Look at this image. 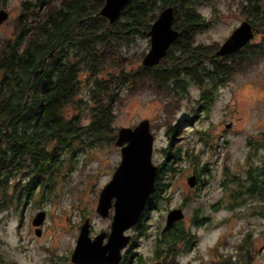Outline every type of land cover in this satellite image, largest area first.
Masks as SVG:
<instances>
[{"label":"rangeland","instance_id":"1","mask_svg":"<svg viewBox=\"0 0 264 264\" xmlns=\"http://www.w3.org/2000/svg\"><path fill=\"white\" fill-rule=\"evenodd\" d=\"M6 2L11 19L0 27V44L11 37L15 24H18L16 20L24 13L21 9L24 0ZM243 2L244 0H207L200 3L197 10L207 21V26L196 30L193 41L207 44L217 42V45H220L233 31L234 25L245 17L243 15L246 13L242 10ZM262 4L264 5V2ZM260 37L259 33L252 38V45L259 41ZM148 41V36L144 34L128 43L127 51L132 56L130 69L141 65L143 56L139 61H135L134 55L141 51H144L143 55L146 54L149 48ZM239 55L251 57L254 51ZM233 56L234 53L229 58L232 59ZM251 58L250 62L242 64L243 67L238 66L234 69L229 79L213 91L207 114L197 109L200 89L190 79H187L189 83L184 85L183 90L175 89L178 90L179 96L178 93L172 94L171 90L168 91L171 92L169 95L165 94L167 91L164 93L155 91L146 80L132 92L128 91L125 83L118 86L119 90L115 95L117 97L112 104L114 111L112 122L116 132L121 126H132L138 123V120L147 118L150 133L153 135L150 159L155 165L163 163L167 167H173L172 170H166L167 173L164 172L165 174L157 181L160 183L157 184L158 195L153 197L150 207L146 210L148 217L142 223L144 235L136 239V263L152 264L151 245L157 242L158 232L165 228L168 208L172 209L178 203H183L184 216L180 223L184 228L185 237L178 244L171 246L186 247L188 242H192L193 248L189 255H177L178 262L197 264L200 261L203 264H212L210 259L214 257L208 252L209 247L213 246L211 239L215 237V240L220 242L231 241L237 236V232L246 229L251 231L253 242L254 239L264 242L263 217L252 216L249 211L243 220L222 221L226 213L218 210L213 212L209 208L208 203L219 193L213 197L205 195L184 201L181 197L192 188L187 184V178L194 168L193 163L185 156L186 151L200 158L199 162L208 163L207 173L198 170L208 180L205 182L204 192L206 189L219 188L218 181L224 174V166L228 172L242 173L244 167L250 163L254 165L262 162L264 138L260 137L259 130L264 128V55ZM85 121L86 117L81 123ZM175 121L176 123L180 121L181 124L173 134L167 133L169 124ZM227 122H231L229 128H225ZM195 130H200L203 136L204 133H208L207 136L210 137L208 142L205 143ZM170 138L171 147L167 145ZM248 139L250 141L247 142ZM259 139L263 140L261 145L257 143ZM75 146L73 165L66 162L63 171L61 170L64 173L54 179L55 188L48 199L37 194L30 205L26 203L22 205L15 200L16 192L21 187L7 184L5 190H2L4 193L1 195L7 198V201L5 200L2 203L3 207L0 208L1 264H43L44 248L57 255V264H66L69 252L75 246L79 226L83 223L79 213L84 208L93 207V211L87 212L93 235L101 231H110L111 221L96 213L95 208L102 186L108 182L111 172L119 162L120 149L113 142L96 146L80 145L75 142ZM176 148L179 152L178 159L173 158L175 156L173 153L165 159L167 153ZM41 206L47 213L44 214V221L39 227L41 233L36 236L31 229V219L36 209ZM203 216L211 218L202 219ZM159 246L162 247V244ZM197 253L200 254L198 261ZM256 262L264 264V250L263 255L256 258ZM67 264L71 262L67 261Z\"/></svg>","mask_w":264,"mask_h":264},{"label":"trees","instance_id":"2","mask_svg":"<svg viewBox=\"0 0 264 264\" xmlns=\"http://www.w3.org/2000/svg\"><path fill=\"white\" fill-rule=\"evenodd\" d=\"M204 1L207 0H128L117 19L110 24L97 15L103 0H55L52 5L46 3L45 25L39 28L36 38H51L47 20L53 14V34L56 40L65 42L62 45L65 49L61 46L55 58L58 75L54 89L50 86L52 60L47 56L50 45L40 46L38 53L32 47H25L27 51L24 52L0 51V208L7 201L1 195L4 193L2 190L12 182H15L14 187L27 183L22 189L24 197L18 190L15 196L17 203L22 205L25 204L22 198H30L33 183L47 184L44 189L50 191L55 186V177L64 173L61 170L66 162L73 165L75 142L96 146L114 139L116 127L112 122V104L122 83L132 92L146 80L155 91H167L165 94L169 95V90L173 91L172 94L178 93L175 89L183 90L190 79L200 89L197 109L207 114L213 91L228 80L238 66L243 67L242 64L250 62L251 57L264 55V44L262 49L258 44L254 45L251 57L234 54L230 59L233 53L222 56L213 53L219 46L217 42L193 41L196 30L207 26V21L197 10ZM262 3L263 0L243 2L253 24L264 22ZM167 6L173 8L172 28L178 31L177 38L157 65H138L130 69L132 56L127 51L128 43L144 36L158 13ZM49 8L53 10L49 11ZM18 20L23 23L24 13ZM74 23L75 28L72 26ZM143 53L134 55V60L139 61ZM81 60L85 65L84 72L80 70ZM41 63L44 64L43 71L34 77L30 65L40 66ZM79 74H84V77L80 78ZM85 117L87 121L81 123ZM180 124V121L169 124L167 133L173 134ZM195 132L205 143L208 142V133L203 136L200 130ZM170 144L171 138L167 145L171 147ZM172 153L177 160L178 148L170 150L165 159ZM185 156L193 163L194 169L191 170L208 172L207 162H199L200 158L187 151ZM259 165L250 163L247 167ZM165 167L167 171L173 169ZM183 231L179 222L169 236L170 241L179 238Z\"/></svg>","mask_w":264,"mask_h":264},{"label":"flooded vegetation","instance_id":"3","mask_svg":"<svg viewBox=\"0 0 264 264\" xmlns=\"http://www.w3.org/2000/svg\"><path fill=\"white\" fill-rule=\"evenodd\" d=\"M7 0H0V9H3L7 12L8 17L5 21H2L0 24V27L2 24H6L5 22L10 21L11 19V12L10 9L7 8ZM264 2V0H263ZM46 3L51 4L54 3L53 0H24L22 3V8L24 11V21L23 23H19V20H16L18 24H15L14 31L10 34L11 37L6 38L1 42L0 51L2 53H6L8 49L12 50H18L20 52L27 51L25 47H32V50L35 53L39 52V48L42 45H50V50L47 56H49V59L52 60V71L50 72L51 74V81H50V86L52 89L55 87V82H56V75L57 72L55 71V58L59 54V51L61 49V46L65 44L64 41H58L56 40L54 33V25L52 20H54L53 14L51 17L48 18V26L51 29L50 34L51 38L49 40L45 39H39L36 38L38 35L39 28L42 27L44 28L45 25V20L46 17L44 16L45 10H46ZM41 4V5H40ZM49 5V7L51 6ZM52 9V8H51ZM53 10V9H52ZM49 8V11H52ZM242 10L246 13L245 9L243 8L242 5ZM261 12L264 14V5L262 6ZM243 19H241L239 22L247 21L249 23V26L252 27L253 29V36L250 38V40L243 45L240 49L233 51L234 54H248L249 51L253 49V45L257 43L262 49V46L264 44V22H259V23H254L252 21V18L248 16L246 13ZM238 22V23H239ZM238 23L234 25V28L237 27ZM73 28H75L76 23H74ZM45 29H43L44 31ZM34 33V34H33ZM261 34L260 40L253 43L252 45V38H254L256 35ZM63 49H65L62 46ZM263 50V49H262ZM261 50V51H262ZM66 52V50H65ZM46 56V57H47ZM82 56V54H81ZM84 57V54H83ZM82 58V57H81ZM75 59V57H74ZM43 61H46V58L42 59ZM76 60V59H75ZM44 64L41 63L40 66H35L33 64L30 65V69L32 70L33 76H37L39 72L43 71ZM85 65L84 62L81 60L80 64V70H84ZM74 71L77 70V67H74ZM82 70V71H83ZM84 72V71H83ZM77 76V73H75ZM80 78L82 76L84 77V74H79ZM85 79V78H84ZM135 125V124H134ZM134 125L130 127H134ZM260 132V137L264 138V128L259 130ZM116 138V135L114 139L111 142H114ZM263 140L259 139L257 143L261 145ZM118 148V147H117ZM120 149V148H119ZM264 159V157H263ZM158 167L157 175L155 178V188L153 193L148 197V200L143 208L141 217L139 221L134 224L132 227L126 229L123 234L128 238L126 244L120 249L119 251V256L118 260L116 263H102V264H138L136 263V256L137 252L135 251V246L137 245L136 239L140 238L141 236L144 235L143 232V224L144 220L148 217L147 214V209L150 207V203L153 201V197L158 195V185L160 184L159 182L157 183L158 179L160 178L161 175H164L166 172V167L164 166L163 163L157 164ZM224 174L220 177L219 183V188L217 189H206V192H204V186L205 182L208 181L207 178L202 176V173H200L198 170H191L190 175L195 176V184L191 186L192 188L188 191L187 194H182L181 197L184 200H187L188 198L192 197H202L205 195H216L215 198H212L210 203H208L209 208L215 212V211H220V212H225V218H222V221H230V220H240L244 219V217L247 215V213L250 211L252 216H260L264 218V165H263V160L260 162L259 166L256 167H244V170L242 173H231L228 172L226 168L223 169ZM165 172V173H164ZM33 191L30 193L28 197L30 198H23V203H26L27 205H30L35 197V195L39 194L43 196L45 199H48V197L53 194L55 186L48 191L44 189L47 184H39V183H33ZM14 186V183L10 184ZM27 186V183L19 184L17 187L20 188L19 194L21 197H24V187ZM49 186V184H48ZM27 193V192H26ZM16 195L18 193L16 192ZM15 195V196H16ZM25 200V202H24ZM111 203H113L114 200L110 199ZM156 200V198H155ZM208 201V202H209ZM174 208H180L182 210L183 208V203H178L176 204V207ZM250 208L248 211L247 209ZM96 209V208H95ZM94 209V211H95ZM173 209V208H172ZM37 211L39 210H44L45 214L47 213L46 209H43V207H39L36 209ZM166 210V209H165ZM36 211V212H37ZM88 211H93V207H88L80 210L81 214V220L84 222L86 219L88 220V236L90 239L94 238L98 234H102L103 237L101 238V245H104L107 241L106 237H108L109 232L106 231H101L96 235H93V229H91V221L90 218L88 217L87 212ZM169 211V208H168ZM113 204L108 209V212L105 219H108L111 221L112 215H113ZM183 212V210H182ZM229 213V214H228ZM228 214V215H227ZM230 215V217H229ZM101 216V215H100ZM103 217V216H101ZM211 216H203L202 219H210ZM181 220L173 222L171 225L166 226L165 228L160 230L157 235V242L153 243L151 245V258H152V264L158 263V264H186V263H181L178 262L177 260V255H189V253L192 251V242H188V246L186 247H179L178 248H172L171 245L173 244H178L180 240H183L184 236V231L180 235L179 238H177L174 241H170L171 237H169L173 231V228L178 226L179 222ZM41 226V225H40ZM35 226L32 225L31 229L34 230ZM190 233V232H188ZM261 233V232H260ZM237 236L234 238V240L231 241H226V242H220L219 240H215V237L211 239V243H213V246L209 247L208 252L213 256L214 258H211L210 261H212V264H258L256 262V258L259 255H263V250H264V242L261 240L260 242L257 239H254V242L252 240V233L248 229L245 231H240L236 233ZM190 237V236H187ZM189 239V238H187ZM162 244V247L159 245ZM168 244L170 246H168ZM225 244V245H224ZM224 246L225 248H222ZM45 250L44 257L42 258L43 264H57V255L50 253L48 249H43ZM72 252V251H71ZM70 253V252H69ZM200 254L197 253L196 259L197 261L199 260ZM140 259V257H138ZM194 259V258H193ZM2 259H0V262ZM67 261H70L71 264H77L71 261V253L69 254V259H66V264ZM1 264V263H0ZM140 264V263H139ZM190 264V263H187ZM197 264H203L198 261Z\"/></svg>","mask_w":264,"mask_h":264},{"label":"water","instance_id":"4","mask_svg":"<svg viewBox=\"0 0 264 264\" xmlns=\"http://www.w3.org/2000/svg\"><path fill=\"white\" fill-rule=\"evenodd\" d=\"M103 5L97 12V15L107 19L108 23H113L118 17L124 4L128 0H103ZM173 8L167 6L163 8L150 24L146 31L149 38V48L146 54L142 55V66H154L163 60L168 48L178 36V31L172 28ZM8 14L0 9V24L5 21ZM253 36V29L247 21H242L233 31L224 39V41L215 50V55L222 56L233 53L245 45ZM231 122L225 124L229 128ZM114 145L120 148V159L118 164L111 172L108 182L102 186L96 205V213L106 216L109 207L113 204V215L110 226V232L107 241L101 245L100 233L90 239L88 236V220L86 219L79 226V233L75 238V246L71 253V261L77 264H102L116 263L119 251L127 242L128 238L123 232L136 224L148 200L155 188V178L158 167L153 164L152 146L153 135L150 133V124L147 118L138 120L134 127L121 126L115 133ZM195 176L190 175L187 178V184L193 186ZM114 200L111 203V200ZM45 211H37L31 224L35 226L34 233L39 236L41 233L40 225L45 218ZM183 212L180 208L169 209L165 215L166 226L183 218ZM158 264V263H154Z\"/></svg>","mask_w":264,"mask_h":264}]
</instances>
